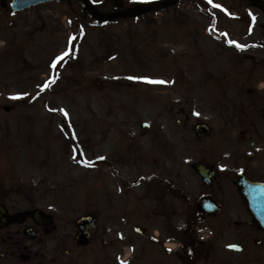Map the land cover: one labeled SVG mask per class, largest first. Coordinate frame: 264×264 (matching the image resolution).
Listing matches in <instances>:
<instances>
[{
	"label": "rangeland",
	"instance_id": "374dc122",
	"mask_svg": "<svg viewBox=\"0 0 264 264\" xmlns=\"http://www.w3.org/2000/svg\"><path fill=\"white\" fill-rule=\"evenodd\" d=\"M71 1L69 7L51 3L19 14L0 8V193L23 194L25 206L50 215L57 227L51 244L71 242L75 219L98 217L90 247L59 254L55 264H118V252L108 256L135 238L132 224L146 231L145 238L136 236L144 246L150 235L165 234L164 221L176 227L194 219L193 204L205 194L221 211L197 228L208 244L189 258L185 252L180 263L264 264V235L252 227L232 183L239 169L264 177V119L252 113V137L235 141L220 95L223 89L234 95L236 80L249 86L258 80L259 53L250 45L262 36L257 28L245 34V0H180L165 11L100 24L83 17L78 0ZM94 2L105 12L115 9ZM198 122L211 126L202 141L193 134ZM231 149L239 157L234 161ZM240 149L248 150V159L240 160ZM193 161L218 172L210 189L192 172ZM147 177L175 190L181 183L182 197L158 189L157 196H141ZM106 225L109 238L98 237ZM117 231L125 239L116 238ZM229 244L241 252H227ZM151 246L146 264H180L159 244ZM136 257L135 249L131 264Z\"/></svg>",
	"mask_w": 264,
	"mask_h": 264
},
{
	"label": "flooded vegetation",
	"instance_id": "af4514ba",
	"mask_svg": "<svg viewBox=\"0 0 264 264\" xmlns=\"http://www.w3.org/2000/svg\"><path fill=\"white\" fill-rule=\"evenodd\" d=\"M69 1L71 5L72 1ZM256 16L252 29L255 30L257 28L256 30L259 31L262 39L259 37L256 40L257 44L254 45L252 50L256 49L259 53L258 73L256 75L259 84L256 81L255 85L249 86L244 83L246 82L245 80H236L233 86L236 88L235 94L228 96V104L226 106V118L229 120L228 124L235 130V141H239V143L244 137L245 141H248L252 137L250 133L255 121L251 119L252 113L260 114L262 115V119H264V94L260 92L261 90L264 91V23L259 21V17H264V14L257 11ZM241 76L242 74H239V78ZM253 79H255V76ZM261 82H263L262 86H260ZM244 90H246L245 96L242 95ZM246 94H250V96L246 97ZM243 101L244 103H242ZM240 104H243L241 109L234 107V105ZM245 104L251 113H247L246 107H244ZM256 104L257 106H254ZM236 109L242 112H238ZM258 137L260 138L262 136L258 134ZM261 140L264 139L261 138ZM244 156L243 153V158H240L241 161H244ZM237 158H239L238 154L235 155L231 149L229 159L234 161ZM240 172L241 169L236 173ZM254 180L258 183H264V177H256ZM212 185L213 183L208 188H203L208 190ZM12 195L9 192H3L1 195L0 204L5 207V216L0 219V224L6 223L8 218L12 220L9 224L0 227V264H55L59 254L64 253L65 255H69L71 250H64L62 241H55L51 244V241L48 240V237L51 236V230L54 231L55 227L51 229L49 226H42L40 218H34L31 212H28V210L25 211L22 202L17 198L11 197ZM220 211L221 208L219 206ZM189 231L192 232V229ZM202 246L203 243L201 244Z\"/></svg>",
	"mask_w": 264,
	"mask_h": 264
},
{
	"label": "water",
	"instance_id": "95a60500",
	"mask_svg": "<svg viewBox=\"0 0 264 264\" xmlns=\"http://www.w3.org/2000/svg\"><path fill=\"white\" fill-rule=\"evenodd\" d=\"M51 0H13L11 5L13 11H20L26 9L30 6H34L40 3H46ZM57 2H62L63 0H55ZM179 0H165L151 4L145 9H134L129 11H122L110 15L99 14L94 7L90 5L88 0H82L83 4L92 15L93 18L100 21H107L116 18H134L150 11H155L159 9L169 8L175 5ZM252 5L259 10L264 12V0H249ZM2 7H6L4 0H1ZM122 5H117L120 8ZM147 127L144 125V129ZM195 133L198 137H204L208 134V129L203 125H197L195 128ZM194 169L202 178V182L208 184L210 179L214 176L212 168L201 167L195 165ZM234 183L239 187L240 195L246 201L248 205V210L252 214L254 220H256L257 225L264 230V187L261 185L253 184L248 182L243 176H238ZM216 206L208 199L203 198L197 204V212L203 214H213L216 212ZM1 214V213H0ZM36 215H41L39 212H35ZM48 218V217H47ZM51 219L48 218L45 224H50ZM78 232L75 236L76 244L80 246H86L88 244V232L95 228V219L92 217L80 218L76 221Z\"/></svg>",
	"mask_w": 264,
	"mask_h": 264
},
{
	"label": "snow or ice",
	"instance_id": "6c2138e0",
	"mask_svg": "<svg viewBox=\"0 0 264 264\" xmlns=\"http://www.w3.org/2000/svg\"><path fill=\"white\" fill-rule=\"evenodd\" d=\"M131 79V78H130Z\"/></svg>",
	"mask_w": 264,
	"mask_h": 264
}]
</instances>
